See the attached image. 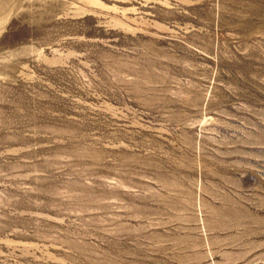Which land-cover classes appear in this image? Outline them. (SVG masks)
<instances>
[{"label": "rangeland", "instance_id": "rangeland-1", "mask_svg": "<svg viewBox=\"0 0 264 264\" xmlns=\"http://www.w3.org/2000/svg\"><path fill=\"white\" fill-rule=\"evenodd\" d=\"M0 264H264V0H0Z\"/></svg>", "mask_w": 264, "mask_h": 264}]
</instances>
